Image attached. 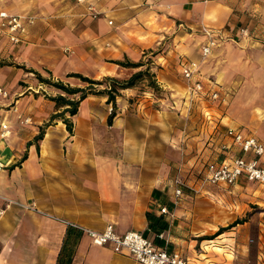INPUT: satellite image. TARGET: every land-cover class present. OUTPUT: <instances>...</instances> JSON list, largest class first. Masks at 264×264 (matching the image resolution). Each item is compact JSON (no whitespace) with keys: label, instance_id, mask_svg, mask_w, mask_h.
I'll return each mask as SVG.
<instances>
[{"label":"crops","instance_id":"1","mask_svg":"<svg viewBox=\"0 0 264 264\" xmlns=\"http://www.w3.org/2000/svg\"><path fill=\"white\" fill-rule=\"evenodd\" d=\"M49 1L52 13L25 10L35 23L21 42L0 37V88L7 91L0 96V122L8 123L10 131L0 136V264H55L68 230L64 220L95 230L112 224L119 234L139 231L156 245L181 252L189 264H251L249 243L256 239L252 264H264V210L213 239L203 238L228 223L208 218V207L202 205L220 199V192L194 183L208 162L242 154L225 134L227 128L264 142V0H90L100 11L96 17L88 14L87 3ZM242 26L249 28V36L235 38ZM208 32L220 41L215 66L200 58ZM166 34L167 54L148 63L145 51ZM82 37L87 41L82 43ZM125 60L144 64L116 63ZM189 60L201 61L205 92L218 88L228 96L226 103L210 101L208 95L188 100L181 61ZM148 65L162 97L146 79L121 89L108 124L112 103L105 95L89 94L70 117L71 133L62 120L51 119L66 106L57 107L50 97L78 94H67L35 74L84 87L68 73L125 80ZM174 94L181 97L176 106L169 102ZM25 117L30 121L21 123ZM176 175L186 183L179 205L172 194ZM252 183L258 184L254 192ZM246 189L264 209V184L241 179L231 191ZM3 198L14 202L5 207ZM16 202L33 203L36 209ZM161 206L173 212L171 219L160 213ZM147 213L162 217L167 227L151 228ZM209 225L213 229L205 228ZM163 231L167 243L157 236ZM71 264L142 263L81 233Z\"/></svg>","mask_w":264,"mask_h":264},{"label":"built area","instance_id":"2","mask_svg":"<svg viewBox=\"0 0 264 264\" xmlns=\"http://www.w3.org/2000/svg\"><path fill=\"white\" fill-rule=\"evenodd\" d=\"M78 3H87V12L96 17L100 11L90 0H76ZM35 23V17L29 13L13 12L5 8H0V37H6L12 43H19L26 34L27 27ZM112 24V20H108ZM249 36V28L242 26L236 33L235 38ZM220 41L212 32L207 33V39L201 45V59H205L212 53L213 48L219 45ZM201 61H181V74L187 84L188 100L205 99L206 96L211 101H218L224 104L227 95L221 94L218 88H213L208 93L205 92L200 72ZM0 96L6 97L7 91L0 88ZM21 115H18L19 120ZM29 117H25L20 122H29ZM9 124L0 122V136L5 137L9 134ZM218 132V131H217ZM225 134L233 139L235 145L240 148L242 154L234 155L231 159L221 162H209L205 168L200 186L204 184H225L233 185L239 180L244 179L248 182H258L264 184V165L260 163V157L264 154V142L253 135H245L242 131L227 128ZM224 147V145H223ZM2 163L0 162V166ZM185 181L179 176L173 179V198L174 204L181 199ZM192 188V187H191ZM5 207L13 203L11 199L3 198ZM27 209H36L34 204L19 203ZM4 209L0 210L2 213ZM160 213L173 217V212L165 206L159 208ZM66 225L78 228L82 234L87 235L91 242L96 245H109L114 251H126L130 253L138 262L142 264H189L186 257L179 251H168L166 247L156 245L152 240L136 230H128L119 234L114 230L112 224H107L103 230H95L86 226H81L70 221H63ZM160 239L168 242V235L165 231L158 233Z\"/></svg>","mask_w":264,"mask_h":264},{"label":"trees","instance_id":"3","mask_svg":"<svg viewBox=\"0 0 264 264\" xmlns=\"http://www.w3.org/2000/svg\"><path fill=\"white\" fill-rule=\"evenodd\" d=\"M116 63L126 66V67H133L137 68L142 66L144 63L142 61H116ZM149 67L146 66L143 69H140L136 72H134L128 79L125 80H119L114 77H104L102 79H92L88 76H85L78 72H71L68 73V76H74L79 78L82 82L85 83L84 87H71L69 85H65L60 81H51L49 79H45L41 77L38 73L36 74V77L49 85H52L56 88L61 89L67 94H78L77 98L69 99L66 98L63 95H58L54 97H50L52 100L55 101L56 106H66L63 110L56 112L52 114L51 119H60L62 122L66 125V128L69 133L72 132V126L73 122L71 121V118L73 115L77 113L78 105L81 100H83L85 97H87L89 94H96V95H105L107 96V102L112 103L111 111L107 117V123L111 124L112 119L116 114L115 111V99L116 96L120 94V90L124 88H128L131 86H134L139 81L145 79L146 77L149 78L148 85L152 87L153 89L156 87V84L154 83L153 74H148ZM49 124V123H48ZM42 137V132H40L36 139H40ZM147 218H149V225L151 228L154 227L155 224L158 225V229H165L167 227V224L163 221L162 217L158 218H152L150 216V213H147ZM243 222L242 220L234 221L231 225L219 227L216 231V234H220L223 231L228 230L230 227L236 225L237 223ZM68 230L66 232L63 244L61 246V249L58 253L57 260L55 264H71L72 257L75 251V246L77 244V240L81 234V231L72 226L67 225ZM203 238H212V237H203Z\"/></svg>","mask_w":264,"mask_h":264},{"label":"rangeland","instance_id":"4","mask_svg":"<svg viewBox=\"0 0 264 264\" xmlns=\"http://www.w3.org/2000/svg\"><path fill=\"white\" fill-rule=\"evenodd\" d=\"M50 4H51V2L49 0H0V6L6 7V8H9L11 10L18 11L21 13L26 12L25 10H27V9H33L32 11L38 13L39 15H40L41 11L43 12V14L45 13V11L48 13H52L53 10L51 9ZM51 19L56 20L58 18H51ZM79 23H81V21L77 23V26L79 25ZM60 24H62V21H60ZM82 26H84V25H82ZM80 41H82V43H84L85 41H87V38L82 37ZM169 43H170V34H166L163 38H161V40H159V43H155V46L153 48L145 51L146 61L148 63L149 62L151 63V61H153L154 59L160 60V57L165 56V54H167V50H168L167 46H169ZM216 56L217 55L214 54V48H213L212 53L209 56H207L205 59H203V60L201 59V60L205 61V63L206 62H209V63L212 62L215 66V62L213 61V58ZM148 67L150 69L149 65H148ZM148 74H153V73L149 70ZM153 75H155V74H153ZM145 79L148 83L149 78L146 77ZM53 81H55V80H53ZM154 83L156 84V87L153 89L155 95L162 97L163 91H161V88L156 83L155 79H154ZM180 100H181V97L179 96V94L178 95L174 94L172 97L170 96L169 102L171 103V105L176 106L180 103ZM202 177H203V174H200L198 172V174L195 178L196 180L194 181V183H196V182L201 183ZM185 179L187 180L188 178L186 177ZM207 185H210V187L214 189L213 190L214 192H218V193L220 192V194H221L220 199L217 198L218 200H216L215 198H213L211 200H208L209 204H207V203L202 204V205L208 207V213H209V214H207L208 218H211V219L217 218L220 222H222V223L226 222V223H228V225H231L234 221H238V220L245 221L252 215H259L260 212L262 210H264V209H262V206L255 204V199L253 197H258V196L257 195L255 196V194L251 193L248 189L241 190L239 193H237V191L232 192L231 188L233 185H225V184H204L202 186V188L203 187L204 188L209 187ZM250 186L254 192V190L257 188L258 184L252 183V184H250ZM200 192L201 191H197V192H193V193H194V195H197V194H200ZM179 202H180V200H178V202L175 205H179ZM200 214H201V212L198 213V215H200ZM199 217H201V216H199ZM201 220H202V217H201ZM212 221H214V220H212ZM228 225H226V226H228ZM218 226H219V224H218ZM200 227H204V226L201 225ZM219 227H221V226H219ZM205 228L213 229V227L210 225L206 226ZM217 230H215V232L212 234L203 235L202 237H212L210 239H213L215 237V233ZM249 244L251 245V248H253V252H254L253 258H251L250 261H248L249 263L252 264L257 259L255 254H256V250L258 249V246H257L258 241L256 239H254V241L249 243Z\"/></svg>","mask_w":264,"mask_h":264}]
</instances>
